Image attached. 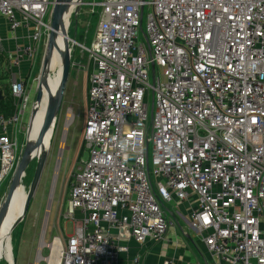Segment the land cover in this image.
Listing matches in <instances>:
<instances>
[{
    "label": "built area",
    "instance_id": "built-area-1",
    "mask_svg": "<svg viewBox=\"0 0 264 264\" xmlns=\"http://www.w3.org/2000/svg\"><path fill=\"white\" fill-rule=\"evenodd\" d=\"M52 1L0 0L8 31H31L30 45L7 52L13 66L45 48ZM91 4L100 15L87 47L88 158L74 171L61 214L73 231L64 241L52 236L40 260L117 264L129 241H161L183 220L207 252L183 264H264V0ZM27 89L11 77L16 110L0 113V185L23 148L4 131L20 123ZM172 201L184 210L174 215ZM127 264L149 263L135 255Z\"/></svg>",
    "mask_w": 264,
    "mask_h": 264
},
{
    "label": "rangeland",
    "instance_id": "rangeland-1",
    "mask_svg": "<svg viewBox=\"0 0 264 264\" xmlns=\"http://www.w3.org/2000/svg\"><path fill=\"white\" fill-rule=\"evenodd\" d=\"M94 1L98 2L100 0H83V3L79 6L78 12L75 14L73 10L69 16V20L65 23L68 36L73 38L76 44L70 46V52H72L71 65L64 87L60 110L55 123L53 122L54 127L47 149L45 165L23 219L15 226L10 234V255L13 258L14 264H33L36 248L37 245L40 244L41 239L46 243L52 236H58L64 241L65 236L70 235L73 231V223L62 218L61 214L68 199L74 171L78 170L81 161L88 158L86 142L83 138V127L87 113L88 78L93 64L88 60L87 47L90 46L94 38L100 15V8L97 5L91 4ZM148 11L149 9L146 7L142 20L143 29L145 25V16ZM47 18L48 16L45 17V20H47ZM69 37L68 39L70 40ZM64 39L65 37L62 39L61 47L63 46ZM139 39L144 41L141 31H139ZM44 49L43 43V46L40 47L39 51L32 59V65L30 67L32 80L27 89L28 102L24 108L19 124H28ZM154 69L155 71H159L158 67ZM49 79L50 88L52 92L55 93L57 90L58 75L53 73L49 76ZM4 81V78H0V82ZM151 81L150 69L148 72V82L151 83ZM47 100L48 94L44 90L42 101L47 102ZM150 103L151 96L149 89V108ZM67 112L71 115V119L66 130H64ZM24 131L26 135L25 128L21 133L15 132L19 150L24 144L26 137ZM34 132H36L35 127L30 129L28 136L30 137ZM34 167L35 162L32 161L28 165L25 175L22 177L19 184L18 197L22 200L26 197ZM10 179L11 175L7 176L0 185V203L8 188ZM166 207L171 208V205L168 204ZM7 212L8 209L5 215ZM174 215H176L175 209ZM180 225L185 228L186 224L183 220H180ZM42 246L41 256L43 257L46 256L49 251L44 245ZM0 264H6L5 260L0 259ZM38 264L44 263L40 260Z\"/></svg>",
    "mask_w": 264,
    "mask_h": 264
},
{
    "label": "crops",
    "instance_id": "crops-1",
    "mask_svg": "<svg viewBox=\"0 0 264 264\" xmlns=\"http://www.w3.org/2000/svg\"><path fill=\"white\" fill-rule=\"evenodd\" d=\"M30 32L29 26H21L14 33H11L8 31L5 19L0 17V35L2 37L0 78H4L5 80L4 82H0V113L4 116L11 115L16 110V100L10 92L11 77L14 76L18 80L25 81L28 88L32 80L30 67L33 59L31 56H25L21 58L18 65L13 66L9 59H7L6 54L7 52L15 50L16 45H30ZM27 125L24 123L16 126L9 125L4 132L9 136H14L15 132L21 133L24 128L27 129ZM1 133L2 130L0 129V134ZM170 205L172 210H184L185 207V204L179 202L174 203V201H172ZM7 245L9 248L11 247L10 241L7 242ZM128 245V252L119 255L117 264H127L135 255H138L143 262L149 264L161 263L164 259H171L177 263L183 264L185 262L200 261L202 256L207 257V252L202 240L195 236H191L187 230L180 225V221L176 226L169 228L161 241L154 242L146 240L143 243L129 241Z\"/></svg>",
    "mask_w": 264,
    "mask_h": 264
},
{
    "label": "water",
    "instance_id": "water-1",
    "mask_svg": "<svg viewBox=\"0 0 264 264\" xmlns=\"http://www.w3.org/2000/svg\"><path fill=\"white\" fill-rule=\"evenodd\" d=\"M71 3H73L72 8L76 14L79 10L80 4L83 3V0H53L52 1L50 26H49L50 30L45 44L39 75L43 73L52 51L56 50L60 55V62H61L60 79L55 94L49 97V99L46 102V106L44 108L43 123L40 128L39 134L34 141H30L27 137L28 132L30 130V123L36 114L37 111L36 107L37 105L40 104L41 101V78L39 75L37 78L33 107L31 109L30 117L28 120V125L25 135L26 137L24 140L23 148L19 160L12 173L6 193L2 199V202L0 203V225H1V222L8 209L10 200L13 196V193L15 192L16 187L20 184L22 177L25 175V171L28 165L32 161H34L35 167L31 181L27 188V194L23 204V209L21 211V214L13 222L10 232H12L15 226L23 219V216L28 209L30 200L33 197V194L39 182L47 158V150H44L41 147L42 136L44 132L47 130V128L50 126V124L55 122L60 110L64 87L71 65L70 46L76 44V41L68 36V33L64 25V14ZM58 32H61L65 37L62 47L58 46L56 41ZM68 37L70 38V40L68 39ZM152 76H153V65L151 66V77Z\"/></svg>",
    "mask_w": 264,
    "mask_h": 264
},
{
    "label": "bare ground",
    "instance_id": "bare-ground-1",
    "mask_svg": "<svg viewBox=\"0 0 264 264\" xmlns=\"http://www.w3.org/2000/svg\"><path fill=\"white\" fill-rule=\"evenodd\" d=\"M72 5H73V3H71L69 5L67 11L64 14V25H65L66 21L69 20V16L73 12ZM62 38H64L63 34L61 32H58L56 41H57L58 46H60V47H61ZM58 54L59 53L56 50L52 51L43 73L41 75H39L41 78V101H40V104L37 105V107H36L37 111H36L34 118L31 121V126H30V129L35 127L36 132L32 133L30 137L27 135V137L30 141H34L37 138L39 131H40V128H41L42 123H43L44 108L46 106V101H42L44 90L48 94V99L53 94H55L52 92V90L50 88L49 76L53 73H56L58 75L57 87L59 84L61 62H60V56ZM68 112H67L64 130H66V127H67V125L71 119V115ZM54 123L50 124V126L47 128V130L44 132V134L42 136V143H41L42 146L41 147L44 150H47L49 147V142L51 139V134H52V130L54 127L53 126ZM18 187H19V185L16 187L15 192L13 193V196H12L10 203H9V206H8V212L5 215V217L3 218L1 225H0V259H4L6 264H14L13 258L10 255V248L7 245V242L10 241L11 226H12L13 222L16 220V218L21 214V211L23 209V204L25 201V199L22 200L18 197ZM42 241H40L41 243L39 245V250L41 249L42 245H45V243ZM58 244H59V242L56 239L55 244L53 245L52 251L50 252V256H49V259L52 261H55V259L58 257V255H57ZM41 258H42V256L39 253V255L37 257V261H39ZM37 261L35 264H37Z\"/></svg>",
    "mask_w": 264,
    "mask_h": 264
},
{
    "label": "flooded vegetation",
    "instance_id": "flooded-vegetation-1",
    "mask_svg": "<svg viewBox=\"0 0 264 264\" xmlns=\"http://www.w3.org/2000/svg\"><path fill=\"white\" fill-rule=\"evenodd\" d=\"M63 39V38H62ZM62 43V42H61ZM30 125H31V123H30ZM68 126V125H67ZM64 127H65V124H64ZM30 131V130H29ZM29 133V132H28ZM41 241H42V239H41ZM43 242V241H42ZM41 243V242H40ZM40 245V244H39ZM38 255H39V250H38V254H37V257H38ZM37 257H36V261H37ZM36 261H35V263H36ZM37 264H38V261H37Z\"/></svg>",
    "mask_w": 264,
    "mask_h": 264
},
{
    "label": "trees",
    "instance_id": "trees-1",
    "mask_svg": "<svg viewBox=\"0 0 264 264\" xmlns=\"http://www.w3.org/2000/svg\"><path fill=\"white\" fill-rule=\"evenodd\" d=\"M6 116V115H5Z\"/></svg>",
    "mask_w": 264,
    "mask_h": 264
}]
</instances>
